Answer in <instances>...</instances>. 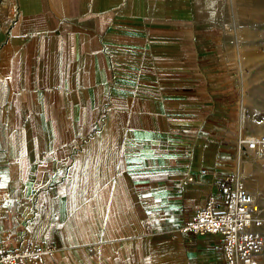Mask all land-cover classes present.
I'll list each match as a JSON object with an SVG mask.
<instances>
[{
	"label": "crops",
	"instance_id": "1",
	"mask_svg": "<svg viewBox=\"0 0 264 264\" xmlns=\"http://www.w3.org/2000/svg\"><path fill=\"white\" fill-rule=\"evenodd\" d=\"M189 0H0V241L45 264H225L183 234L234 173L239 94ZM206 171L207 174H202Z\"/></svg>",
	"mask_w": 264,
	"mask_h": 264
},
{
	"label": "rangeland",
	"instance_id": "2",
	"mask_svg": "<svg viewBox=\"0 0 264 264\" xmlns=\"http://www.w3.org/2000/svg\"><path fill=\"white\" fill-rule=\"evenodd\" d=\"M189 3L193 10L189 19L217 28L223 43L231 50L239 94L238 136L264 134V0H189ZM236 143L234 173L242 178L248 191L258 193L259 215L264 218V167L254 168L258 180L250 178L244 168L239 170L238 157L253 155L240 151Z\"/></svg>",
	"mask_w": 264,
	"mask_h": 264
},
{
	"label": "built area",
	"instance_id": "3",
	"mask_svg": "<svg viewBox=\"0 0 264 264\" xmlns=\"http://www.w3.org/2000/svg\"><path fill=\"white\" fill-rule=\"evenodd\" d=\"M238 147L264 161V134L241 136ZM218 187L222 210L217 211V199L209 197L205 206L184 224L181 232L220 238L225 264H264V220L259 215L254 196L237 173L220 180ZM54 255V248L48 247L45 240L27 237L14 249L0 241V264H45Z\"/></svg>",
	"mask_w": 264,
	"mask_h": 264
},
{
	"label": "bare ground",
	"instance_id": "4",
	"mask_svg": "<svg viewBox=\"0 0 264 264\" xmlns=\"http://www.w3.org/2000/svg\"><path fill=\"white\" fill-rule=\"evenodd\" d=\"M258 165L264 167V161L258 160L254 155L253 156H249V157L247 155H240L238 157L239 170L244 168L245 171H246V174L250 178L252 177V179H254V180H256V179L258 180L257 175H254V168H256ZM249 192L254 196L255 201L257 203V206H258V200H259L258 193L257 192H252V191H249ZM263 220H264V218H263Z\"/></svg>",
	"mask_w": 264,
	"mask_h": 264
}]
</instances>
